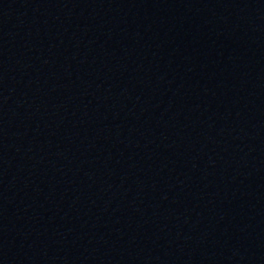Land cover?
<instances>
[{"label": "water", "instance_id": "1", "mask_svg": "<svg viewBox=\"0 0 264 264\" xmlns=\"http://www.w3.org/2000/svg\"><path fill=\"white\" fill-rule=\"evenodd\" d=\"M185 264H264V0H108Z\"/></svg>", "mask_w": 264, "mask_h": 264}]
</instances>
